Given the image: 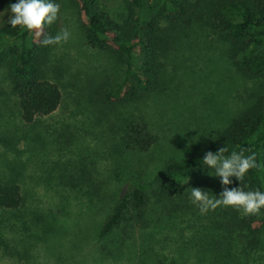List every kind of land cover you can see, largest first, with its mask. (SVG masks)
Segmentation results:
<instances>
[{
  "label": "trees",
  "instance_id": "trees-1",
  "mask_svg": "<svg viewBox=\"0 0 264 264\" xmlns=\"http://www.w3.org/2000/svg\"><path fill=\"white\" fill-rule=\"evenodd\" d=\"M15 2L0 0V13ZM55 2L72 9L85 44L112 64L111 75L95 91L104 107L130 106L157 91L171 48L180 51L188 33L197 27L211 30L216 42L227 44L235 66L244 74H264V0H122L117 15L100 9L96 0ZM10 16V12L0 14V70L8 78L21 120L31 124L54 113L62 101L61 89L47 69L52 45L42 43L55 34L52 25L31 32L21 26L12 28L5 23ZM107 136L116 155L147 154L159 140L142 117L122 116ZM223 147L225 156L241 150L245 155L255 154L258 167L249 170L241 187L264 191L261 97L226 117L219 133L192 143L184 157L164 163L165 174L148 189L135 185L121 192L98 232L103 239L119 229L117 254L112 256L124 257L131 264H264V214L244 216L230 207L201 214L190 198L192 188L217 198L224 190L220 179L202 167L207 152L216 153ZM184 174L198 181L181 188L176 177ZM80 176L76 182L89 181L88 175ZM232 180L230 188L240 186ZM24 204L16 182L0 181L1 212L18 211ZM56 221L51 216L50 222Z\"/></svg>",
  "mask_w": 264,
  "mask_h": 264
},
{
  "label": "rangeland",
  "instance_id": "rangeland-1",
  "mask_svg": "<svg viewBox=\"0 0 264 264\" xmlns=\"http://www.w3.org/2000/svg\"><path fill=\"white\" fill-rule=\"evenodd\" d=\"M96 2L111 14L122 11V0ZM52 28L55 36L69 32L67 41L51 46L48 57V73L62 92L54 113L24 123L0 70V181L16 182L25 198L20 210L0 211V264H131L112 256L117 254L119 229L98 237L119 195L135 185L148 189L165 174L164 163L181 159L192 143L219 133L226 117L259 97L264 105V74H244L227 44L197 27L180 51L171 48L157 91L130 106L110 109L95 95L113 71L110 60L85 44L67 5H61ZM122 116L142 117L158 135L147 154L116 155L110 150L107 135ZM84 174L89 181H75ZM176 179L181 188L198 181L189 174ZM74 185L84 196L76 194ZM51 216L57 221L51 223Z\"/></svg>",
  "mask_w": 264,
  "mask_h": 264
},
{
  "label": "clouds",
  "instance_id": "clouds-1",
  "mask_svg": "<svg viewBox=\"0 0 264 264\" xmlns=\"http://www.w3.org/2000/svg\"><path fill=\"white\" fill-rule=\"evenodd\" d=\"M11 13L7 25L12 28L21 26L27 31H42L45 26H50L57 21L60 13V5L55 0H16L11 3L4 13ZM69 32L64 29L62 33L54 37H45L42 40L44 45L59 44L67 41ZM227 149L221 148L218 152H207L203 157L202 167L207 166L208 174L218 177L223 186V191L217 198L208 192L192 188L190 198L193 204L199 207L201 214H206L211 210L219 207H230L240 212L244 216L264 214V191L259 189L245 191L241 187V181L244 180L249 170L258 167L255 154L245 155L244 150L239 152L233 151L230 155L225 156ZM186 183L188 178L184 177ZM232 178L240 182L239 187H229L233 183ZM183 185V184H182ZM244 187H247L245 185Z\"/></svg>",
  "mask_w": 264,
  "mask_h": 264
}]
</instances>
